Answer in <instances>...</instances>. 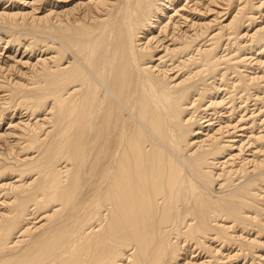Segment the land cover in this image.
I'll return each mask as SVG.
<instances>
[{
    "label": "bare ground",
    "instance_id": "bare-ground-1",
    "mask_svg": "<svg viewBox=\"0 0 264 264\" xmlns=\"http://www.w3.org/2000/svg\"><path fill=\"white\" fill-rule=\"evenodd\" d=\"M0 264H264V0H0Z\"/></svg>",
    "mask_w": 264,
    "mask_h": 264
},
{
    "label": "rangeland",
    "instance_id": "rangeland-1",
    "mask_svg": "<svg viewBox=\"0 0 264 264\" xmlns=\"http://www.w3.org/2000/svg\"><path fill=\"white\" fill-rule=\"evenodd\" d=\"M27 1H29V0H27ZM9 3H11L12 5H15L13 2H9ZM9 3H8V4H9ZM258 20L260 21V19H259V18H258Z\"/></svg>",
    "mask_w": 264,
    "mask_h": 264
}]
</instances>
